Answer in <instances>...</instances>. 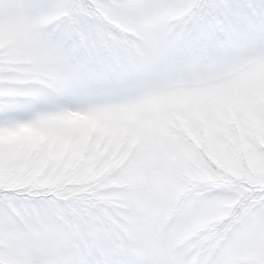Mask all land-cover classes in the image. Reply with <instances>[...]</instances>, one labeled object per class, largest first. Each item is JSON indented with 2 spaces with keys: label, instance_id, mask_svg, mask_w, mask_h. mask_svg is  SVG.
<instances>
[{
  "label": "snow or ice",
  "instance_id": "obj_1",
  "mask_svg": "<svg viewBox=\"0 0 264 264\" xmlns=\"http://www.w3.org/2000/svg\"><path fill=\"white\" fill-rule=\"evenodd\" d=\"M0 264H264V0H0Z\"/></svg>",
  "mask_w": 264,
  "mask_h": 264
}]
</instances>
